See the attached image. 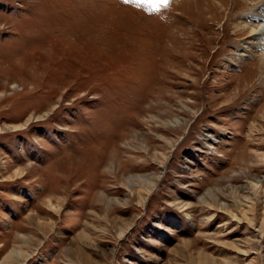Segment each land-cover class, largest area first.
Instances as JSON below:
<instances>
[{
	"label": "rangeland",
	"instance_id": "374dc122",
	"mask_svg": "<svg viewBox=\"0 0 264 264\" xmlns=\"http://www.w3.org/2000/svg\"><path fill=\"white\" fill-rule=\"evenodd\" d=\"M0 264H264V0H0Z\"/></svg>",
	"mask_w": 264,
	"mask_h": 264
},
{
	"label": "snow or ice",
	"instance_id": "6c2138e0",
	"mask_svg": "<svg viewBox=\"0 0 264 264\" xmlns=\"http://www.w3.org/2000/svg\"><path fill=\"white\" fill-rule=\"evenodd\" d=\"M138 2V0H137ZM168 0H158V3H163V4H167Z\"/></svg>",
	"mask_w": 264,
	"mask_h": 264
}]
</instances>
